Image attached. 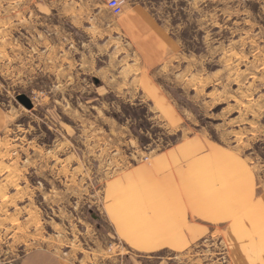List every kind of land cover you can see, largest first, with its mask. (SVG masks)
<instances>
[{"label": "rangeland", "instance_id": "rangeland-1", "mask_svg": "<svg viewBox=\"0 0 264 264\" xmlns=\"http://www.w3.org/2000/svg\"><path fill=\"white\" fill-rule=\"evenodd\" d=\"M40 247L264 264V0H0V264Z\"/></svg>", "mask_w": 264, "mask_h": 264}, {"label": "crops", "instance_id": "crops-1", "mask_svg": "<svg viewBox=\"0 0 264 264\" xmlns=\"http://www.w3.org/2000/svg\"><path fill=\"white\" fill-rule=\"evenodd\" d=\"M142 15L133 14L131 21L138 22V19ZM186 175L177 176L173 175L172 179L167 180L162 186V190H170L176 192L178 197L181 199H187L191 203L195 202L196 199H201L206 204H214L221 202L224 197L229 195V190L227 187L223 189L215 190L212 186H198L194 184L182 183ZM197 179H202L203 173H197L196 176H192ZM182 179V180H180ZM209 187V188H208ZM207 189V190H206ZM204 190V191H203ZM199 191V192H198ZM222 194V197H220ZM216 196V197H215ZM218 196V197H217ZM175 202V200L167 201L164 205L170 206ZM138 248H144L143 246H137ZM20 264H76V262L65 259L60 253L50 248H36L32 249L30 252L25 254L20 261Z\"/></svg>", "mask_w": 264, "mask_h": 264}, {"label": "built area", "instance_id": "built-area-1", "mask_svg": "<svg viewBox=\"0 0 264 264\" xmlns=\"http://www.w3.org/2000/svg\"><path fill=\"white\" fill-rule=\"evenodd\" d=\"M125 0H107V6L114 15H119L123 12Z\"/></svg>", "mask_w": 264, "mask_h": 264}, {"label": "water", "instance_id": "water-1", "mask_svg": "<svg viewBox=\"0 0 264 264\" xmlns=\"http://www.w3.org/2000/svg\"><path fill=\"white\" fill-rule=\"evenodd\" d=\"M18 100L28 109L33 108V103L30 98H28L26 95L22 94L18 96Z\"/></svg>", "mask_w": 264, "mask_h": 264}, {"label": "bare ground", "instance_id": "bare-ground-1", "mask_svg": "<svg viewBox=\"0 0 264 264\" xmlns=\"http://www.w3.org/2000/svg\"><path fill=\"white\" fill-rule=\"evenodd\" d=\"M209 188V187H208ZM207 190V189H206ZM204 191V190H203ZM218 191H220V190H218ZM199 192V191H198ZM216 197V196H215ZM218 197V196H217ZM220 197H222V194H221V196Z\"/></svg>", "mask_w": 264, "mask_h": 264}]
</instances>
